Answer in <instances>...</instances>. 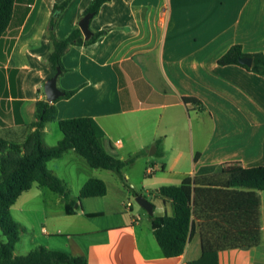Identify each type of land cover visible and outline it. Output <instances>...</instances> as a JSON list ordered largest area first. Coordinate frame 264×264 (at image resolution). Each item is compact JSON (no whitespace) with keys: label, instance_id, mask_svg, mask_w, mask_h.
<instances>
[{"label":"crops","instance_id":"crops-1","mask_svg":"<svg viewBox=\"0 0 264 264\" xmlns=\"http://www.w3.org/2000/svg\"><path fill=\"white\" fill-rule=\"evenodd\" d=\"M64 1L15 0L0 39V135L5 138L22 142L34 132L36 103L47 100L44 86L51 74L47 27L55 4ZM92 1H71L56 24L59 39L79 26ZM91 28L108 33L93 45L70 47L63 57L66 71L58 87L77 92L56 103L58 120L43 133L47 146L64 137L59 121L95 119L105 132L108 154L126 161L141 153L124 175L153 203L156 216L173 214L171 200L157 196L161 187L179 186L206 167L264 166V78L219 64L235 45L247 54H264V0H111ZM184 97L202 104L186 105ZM48 167L65 182L77 212L68 215L66 202L47 187L36 184L23 193L11 214L25 230L13 210L41 223L46 240L39 246L84 257L88 264H203L198 228L181 256L164 257L150 215L135 209V196L117 173L92 168L74 150ZM127 169L142 171V182H132ZM91 179L103 181L106 194L79 201ZM24 194L26 201L18 205ZM259 194L263 215L264 192ZM37 200L45 203L40 215L23 213L38 211L30 207ZM217 264H264V243L222 251Z\"/></svg>","mask_w":264,"mask_h":264},{"label":"trees","instance_id":"trees-1","mask_svg":"<svg viewBox=\"0 0 264 264\" xmlns=\"http://www.w3.org/2000/svg\"><path fill=\"white\" fill-rule=\"evenodd\" d=\"M71 1L55 4L47 27V37L52 46L46 58L51 70L49 78L57 73L58 68L61 75L66 71L63 57L70 47L93 45L108 33L107 30L93 31L91 28L93 36L85 40L78 26L66 39H59L56 24ZM110 1L93 0L84 16L91 13L94 19L102 6ZM14 6L15 0H0V39L10 25ZM242 58H252V67L240 63ZM219 64L238 65L264 78V54L244 53L240 45L233 46L219 60ZM62 92L64 96L56 102L40 100L36 103L35 121L30 125L34 132L25 141L17 142L0 135V228L7 237L6 242H0V264H88L84 257L45 246H39L25 255L15 254V247L25 229L13 218L11 207L34 185L47 187L58 194L66 202L67 214H76L77 201L71 198L65 182L48 167L50 161L62 158L70 150L85 158L92 168L117 173L133 196L140 195L129 185L124 169L133 164L141 153L126 161L108 154L102 143L105 132L95 119L81 117L59 121L63 139L53 147L46 145L44 129L48 123L58 120L56 103L71 98L77 90ZM183 100L186 105L202 104L193 97H184ZM199 156H196V161ZM259 191L264 192V166L244 168L239 163L206 167L196 175L186 177L179 186L161 187L156 191L157 196L171 200L173 214L150 218L164 257L181 256L197 228L201 234L203 264H217V256L222 251L260 246L264 243V213H261ZM106 192L103 181L91 179L81 189L79 201L102 197Z\"/></svg>","mask_w":264,"mask_h":264},{"label":"rangeland","instance_id":"rangeland-1","mask_svg":"<svg viewBox=\"0 0 264 264\" xmlns=\"http://www.w3.org/2000/svg\"><path fill=\"white\" fill-rule=\"evenodd\" d=\"M55 125L56 124H53L52 127L53 128L56 127ZM47 140L49 143L52 141L50 135H48ZM128 170L129 169L126 170L127 172L125 171V174L129 173L131 175L132 182L140 184V182H142V180L144 179V176L142 175L144 173H142V171H140L139 169H136L132 172H130ZM25 201H26V194H24L23 198H21L18 205L22 204ZM132 203H133L135 209H140L139 205L135 201V198L134 199L132 198ZM43 204H45V203H43V201L37 200L36 202H34V205H31L30 207L33 209L38 208V209H36L38 211L23 212V213H39V215H40V213H42V208L45 206ZM39 209H40V211H39ZM13 215L15 216V218L17 220H19L21 223H24L25 226L27 227L25 232L22 234L21 241L15 247V252L17 255H25L28 252H30L31 250L38 248V246L40 244H42L46 239H45V236L43 235V233L40 229L41 223L37 224L36 223L37 219H33V215L27 218V216H24L23 214H21V211H18V210H13ZM40 220H41V217H40ZM33 226H35L34 229H33ZM3 241L6 242L7 237L2 233V230L0 228V242H3Z\"/></svg>","mask_w":264,"mask_h":264},{"label":"water","instance_id":"water-1","mask_svg":"<svg viewBox=\"0 0 264 264\" xmlns=\"http://www.w3.org/2000/svg\"><path fill=\"white\" fill-rule=\"evenodd\" d=\"M93 19V14L88 13L79 22V28L82 31L85 40H89L93 36V31L91 30V21ZM240 63L246 65L248 67H252L253 59L252 58H242ZM61 75V69H57V73L50 77L45 83V93L47 97V101L53 103L58 99L64 96V92L58 87V78ZM136 203L146 210V212L150 215H154V205L151 201H149L145 196L139 195L135 197Z\"/></svg>","mask_w":264,"mask_h":264},{"label":"built area","instance_id":"built-area-1","mask_svg":"<svg viewBox=\"0 0 264 264\" xmlns=\"http://www.w3.org/2000/svg\"><path fill=\"white\" fill-rule=\"evenodd\" d=\"M149 170H150V173L153 171V169H151V168Z\"/></svg>","mask_w":264,"mask_h":264}]
</instances>
